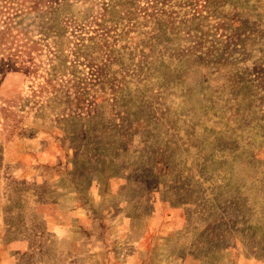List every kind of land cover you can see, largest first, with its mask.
Segmentation results:
<instances>
[{
    "label": "rangeland",
    "instance_id": "obj_1",
    "mask_svg": "<svg viewBox=\"0 0 264 264\" xmlns=\"http://www.w3.org/2000/svg\"><path fill=\"white\" fill-rule=\"evenodd\" d=\"M0 32V264H264V0H0Z\"/></svg>",
    "mask_w": 264,
    "mask_h": 264
},
{
    "label": "trees",
    "instance_id": "obj_2",
    "mask_svg": "<svg viewBox=\"0 0 264 264\" xmlns=\"http://www.w3.org/2000/svg\"><path fill=\"white\" fill-rule=\"evenodd\" d=\"M3 33L2 32H0V35H2ZM3 41H2V37L0 36V44L2 43ZM4 61H6V59L5 58H3V59H0V62H1V68H6L7 66H8V64L7 65H4L5 63H4ZM14 62V61H13ZM10 63H12V62H10ZM13 65V64H12ZM5 66V67H4Z\"/></svg>",
    "mask_w": 264,
    "mask_h": 264
}]
</instances>
